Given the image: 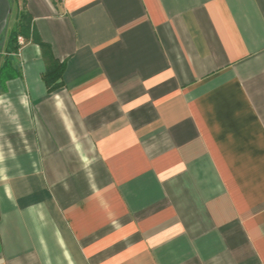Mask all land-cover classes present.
<instances>
[{
	"label": "crops",
	"instance_id": "1",
	"mask_svg": "<svg viewBox=\"0 0 264 264\" xmlns=\"http://www.w3.org/2000/svg\"><path fill=\"white\" fill-rule=\"evenodd\" d=\"M0 264H264V0H0Z\"/></svg>",
	"mask_w": 264,
	"mask_h": 264
},
{
	"label": "trees",
	"instance_id": "2",
	"mask_svg": "<svg viewBox=\"0 0 264 264\" xmlns=\"http://www.w3.org/2000/svg\"><path fill=\"white\" fill-rule=\"evenodd\" d=\"M29 17L30 15L25 8L20 10L17 17V25L9 31V45L12 50H16L19 47L18 39L20 36L26 37L27 34L25 30L30 26ZM38 42V44L42 46L45 57L47 58V67L43 74V78L48 91L52 92L64 85L63 74L65 70V62H59L55 59L49 44L42 40H39Z\"/></svg>",
	"mask_w": 264,
	"mask_h": 264
}]
</instances>
